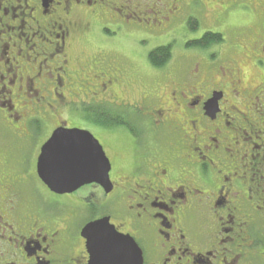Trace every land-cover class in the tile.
Masks as SVG:
<instances>
[{
	"label": "flooded vegetation",
	"instance_id": "1",
	"mask_svg": "<svg viewBox=\"0 0 264 264\" xmlns=\"http://www.w3.org/2000/svg\"><path fill=\"white\" fill-rule=\"evenodd\" d=\"M214 1L0 0V264H89L83 231L98 221L132 239L142 264H264V82L249 86L240 67L218 66V51L198 47L210 58L185 69L177 85L143 92L141 101L120 96L116 87L127 93L131 86L104 69L87 78L92 90L83 98L63 92L78 78L69 50L91 28L86 21L111 25L99 29L108 36L141 30L148 39L175 24L192 30L208 14L224 26L233 8L264 4L230 0L219 11ZM259 24L251 50L264 70ZM167 65L149 62L158 73ZM50 96V110L103 116L83 120L107 129V139L123 137L128 164L117 168L83 127L27 128L29 104ZM59 128L99 141L111 164L110 189L91 183L60 195L42 182L38 159Z\"/></svg>",
	"mask_w": 264,
	"mask_h": 264
},
{
	"label": "rangeland",
	"instance_id": "2",
	"mask_svg": "<svg viewBox=\"0 0 264 264\" xmlns=\"http://www.w3.org/2000/svg\"><path fill=\"white\" fill-rule=\"evenodd\" d=\"M214 2L215 4L212 2L213 7L216 8L217 5L218 8L216 9L219 11H222V4L230 6V0H215ZM254 3H246V8L242 6L233 8L231 16H227L228 18L225 19L224 26H215L214 18L208 14L202 19L204 21H201V23L199 21L197 27L192 30L186 26L175 24L169 31L148 39H144L146 36H141L140 33L144 32L141 30L128 31L133 32L128 35L108 36L99 30L100 28L103 30L108 24L105 25V23L92 20L86 21L81 25L91 28L86 34H76L78 36L76 42L69 50L70 58L73 61L71 69L76 71L78 78H75V83L70 87H66L63 92L66 97L67 95L70 96L71 92V99L83 98L81 94L91 89L87 78L94 79V75L100 73V69H104L108 73L117 74L121 80L120 84L126 86L129 83L131 86L130 89L128 88L127 93L122 92L121 87H116L115 91L120 96L132 102L141 101L143 92L152 89H169L174 82L177 85L182 80L185 69L193 68L194 65L202 62L203 58L205 60L210 58L211 52L217 51L218 54L214 59L216 65L228 69L231 64L234 67H240L244 83L249 84V86H257L264 82V70L257 68L256 58H258V55L253 54L255 52L251 49L256 42H259L257 38L262 33L259 22L264 23V4ZM211 13L214 15L213 12ZM257 14L258 16L261 15L258 17ZM242 31H246L243 39L238 35L243 34ZM207 32L221 34L224 40L222 44L212 47L211 52L200 51L197 49L198 46L194 44V41L201 40L203 34ZM191 42L193 44L190 45ZM158 46L172 47V58L164 73H158L149 66V54ZM259 52L257 51L258 54ZM91 80L89 81L91 82ZM49 95L46 90L41 93V96L44 97ZM48 103H53L51 96L48 100H42L39 104H36L37 107L32 106V103L29 104L27 112L32 113V115L27 117V121L29 120L26 124L27 128L54 129L59 123L64 122L70 124L68 125L69 128L83 127L100 139L117 168L122 167L123 164H128L130 147L123 137L118 135L116 140L107 139V129L97 126L93 122L87 123L83 120L86 113L90 119H93L94 116H103H99V113L96 114L90 110H87V112L72 110L70 111L71 117H69L68 110H50ZM91 106L97 107L96 105ZM39 114H43L44 117L40 118L41 115L39 116ZM109 122L111 121L106 119L104 124H110ZM111 124L114 125V122L112 121ZM115 127L116 132H120L121 128ZM38 186L44 192V195L48 197L49 195L43 190L42 186L39 184Z\"/></svg>",
	"mask_w": 264,
	"mask_h": 264
},
{
	"label": "water",
	"instance_id": "3",
	"mask_svg": "<svg viewBox=\"0 0 264 264\" xmlns=\"http://www.w3.org/2000/svg\"><path fill=\"white\" fill-rule=\"evenodd\" d=\"M110 171V161L100 143L91 133L79 129L56 130L43 146L37 165L42 182L60 195L91 183L110 189ZM105 222L93 223L83 231L89 241V264H142L136 243Z\"/></svg>",
	"mask_w": 264,
	"mask_h": 264
},
{
	"label": "trees",
	"instance_id": "4",
	"mask_svg": "<svg viewBox=\"0 0 264 264\" xmlns=\"http://www.w3.org/2000/svg\"><path fill=\"white\" fill-rule=\"evenodd\" d=\"M224 42L223 36L221 34H206L202 40L196 42L195 44L206 50L214 46H218ZM172 47H163L156 49L155 51L149 54V62L155 67H164L167 65L172 58Z\"/></svg>",
	"mask_w": 264,
	"mask_h": 264
}]
</instances>
